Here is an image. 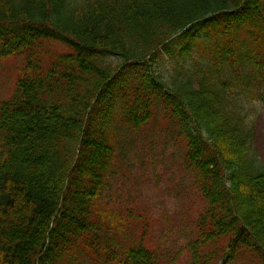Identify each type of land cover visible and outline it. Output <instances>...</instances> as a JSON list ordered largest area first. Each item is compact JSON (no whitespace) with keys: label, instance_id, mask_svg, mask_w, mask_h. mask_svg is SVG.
<instances>
[{"label":"trees","instance_id":"trees-1","mask_svg":"<svg viewBox=\"0 0 264 264\" xmlns=\"http://www.w3.org/2000/svg\"><path fill=\"white\" fill-rule=\"evenodd\" d=\"M19 55L0 264H177L125 199L129 154L159 124L201 202L188 264H264V0H0V58Z\"/></svg>","mask_w":264,"mask_h":264},{"label":"rangeland","instance_id":"rangeland-1","mask_svg":"<svg viewBox=\"0 0 264 264\" xmlns=\"http://www.w3.org/2000/svg\"><path fill=\"white\" fill-rule=\"evenodd\" d=\"M45 45L51 48L49 54L68 51V47L64 45H48L46 41ZM22 63L21 58L0 59V101L11 94ZM253 127L254 145L264 161V107L260 108L254 118ZM133 149L129 154L133 162L126 172L130 191L125 196L128 200L127 207L144 216L150 215L154 220L157 241L154 243L157 246L159 244L163 251L172 252L173 257L179 256L177 264H188L187 253L182 250L194 230L193 222L201 208V202L191 176L181 168V146L170 141L159 124L145 142ZM234 264L261 263L259 259L245 256L238 257Z\"/></svg>","mask_w":264,"mask_h":264},{"label":"bare ground","instance_id":"bare-ground-1","mask_svg":"<svg viewBox=\"0 0 264 264\" xmlns=\"http://www.w3.org/2000/svg\"><path fill=\"white\" fill-rule=\"evenodd\" d=\"M182 34H183V32H180V33H178V34L176 35V37H180ZM28 46H29V45L27 44V45L21 47L22 50H23V52H27V51L29 50ZM133 150H134V149H133Z\"/></svg>","mask_w":264,"mask_h":264}]
</instances>
